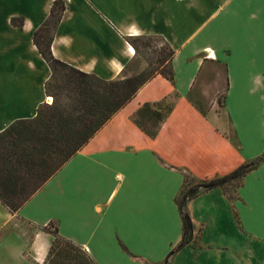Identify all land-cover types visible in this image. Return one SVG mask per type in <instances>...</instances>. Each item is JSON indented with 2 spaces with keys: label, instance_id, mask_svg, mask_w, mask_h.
Returning a JSON list of instances; mask_svg holds the SVG:
<instances>
[{
  "label": "crops",
  "instance_id": "0c3cea01",
  "mask_svg": "<svg viewBox=\"0 0 264 264\" xmlns=\"http://www.w3.org/2000/svg\"><path fill=\"white\" fill-rule=\"evenodd\" d=\"M53 1L0 0V131L47 100L51 70L32 35ZM63 1L55 57L103 79L129 77V40L158 35L174 50L173 80L142 85L16 213L0 203V264H41L49 237L35 226L51 221L99 264H264V161L234 200L220 188L189 199L194 241L170 254L182 236L184 172L209 179L264 151V0ZM220 65L224 79L210 78ZM192 93H212L205 112ZM164 98L172 111L150 137L132 117Z\"/></svg>",
  "mask_w": 264,
  "mask_h": 264
},
{
  "label": "trees",
  "instance_id": "16d2710c",
  "mask_svg": "<svg viewBox=\"0 0 264 264\" xmlns=\"http://www.w3.org/2000/svg\"><path fill=\"white\" fill-rule=\"evenodd\" d=\"M64 9L63 0L53 1L48 17L32 35L34 44L51 70V76L45 82V92L53 97L52 102H43L33 118L16 120L0 131V203L11 213H16L82 149L135 96L142 85L157 74L173 80L172 49L167 69L157 70L149 76L135 74L111 80L84 72L55 57L51 43ZM139 39L132 38V44ZM61 96L66 98V103L61 102ZM172 108L173 102L165 98L145 102L136 110L132 120L145 134L154 137ZM263 161L264 151L226 174L193 183L186 178L176 198L182 236L170 254L194 241L193 223L185 208L186 202L213 188H220L230 201L234 200L244 176ZM53 223L35 226L50 235L47 254L41 264H99L84 247L62 236L57 226L51 229Z\"/></svg>",
  "mask_w": 264,
  "mask_h": 264
},
{
  "label": "rangeland",
  "instance_id": "374dc122",
  "mask_svg": "<svg viewBox=\"0 0 264 264\" xmlns=\"http://www.w3.org/2000/svg\"><path fill=\"white\" fill-rule=\"evenodd\" d=\"M219 24H222L224 26V18H220ZM140 39L135 42V44H132L131 39L129 40V44L133 47V54H134V61L130 62L128 64L127 72L128 74H141L142 76H149L154 74L157 70L160 69H167L169 65V52L171 51V47L166 44V42L162 39L161 36L158 35H150V36H138ZM136 47H135V46ZM135 47V48H134ZM173 50V49H172ZM164 60V62H160L161 60ZM206 70V68H205ZM208 75L210 78L217 79L219 77V80L224 79V67L223 65H220L218 68H208ZM131 75V76H132ZM128 77L124 76L123 78ZM208 78V77H207ZM51 97L50 101H45V104H50L53 100V97L51 95H48ZM212 96V93L210 94H204L203 99L199 97L198 93H192L189 95L190 102L199 110H202L203 112L206 111V108L208 106V103L210 102V97ZM223 94H219L216 97V102L219 106L218 112L221 111V100H222ZM61 102L66 103L67 100L65 97L61 96ZM186 175V178L191 182H196L190 175H188L186 172H184ZM51 226V229L56 226L55 223ZM27 234L30 236L33 231L36 229L31 226H27ZM48 237L50 239V235L48 234Z\"/></svg>",
  "mask_w": 264,
  "mask_h": 264
},
{
  "label": "built area",
  "instance_id": "2783aa9c",
  "mask_svg": "<svg viewBox=\"0 0 264 264\" xmlns=\"http://www.w3.org/2000/svg\"><path fill=\"white\" fill-rule=\"evenodd\" d=\"M127 49H128V51H129L130 53H133V47H132V45H131V44H130V45H128ZM209 55H211V53H210V52H209Z\"/></svg>",
  "mask_w": 264,
  "mask_h": 264
},
{
  "label": "bare ground",
  "instance_id": "6f19581e",
  "mask_svg": "<svg viewBox=\"0 0 264 264\" xmlns=\"http://www.w3.org/2000/svg\"><path fill=\"white\" fill-rule=\"evenodd\" d=\"M133 53H134V52H133ZM50 99H51V97H50V96H48V97H47V101H50Z\"/></svg>",
  "mask_w": 264,
  "mask_h": 264
}]
</instances>
